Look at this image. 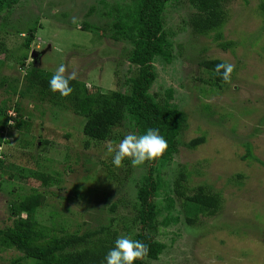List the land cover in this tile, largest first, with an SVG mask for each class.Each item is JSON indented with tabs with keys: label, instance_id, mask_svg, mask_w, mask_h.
<instances>
[{
	"label": "rangeland",
	"instance_id": "rangeland-1",
	"mask_svg": "<svg viewBox=\"0 0 264 264\" xmlns=\"http://www.w3.org/2000/svg\"><path fill=\"white\" fill-rule=\"evenodd\" d=\"M130 1L20 0L0 18V110L8 113L7 119L0 111L6 128L0 156L7 165L0 180V230L13 225L11 202L30 195L32 189L49 192L36 220L61 235H82L108 225L111 219L116 221L113 227L120 228L118 219L126 216V203L132 199L127 197L133 188L130 178L149 172L152 162L133 167L126 158L117 168L112 156L106 155V143L117 146L124 136L139 135L138 131L124 121L107 141H91L87 146L84 117L42 100L36 89L28 87L25 76L34 66L54 73L64 64L89 88L130 93V79L139 75V68L127 58L132 45L115 43L103 35L109 10L115 12L117 2L122 11L127 10ZM263 4L264 0H231L224 5L223 39H216L217 32L192 33L194 9L186 0L166 13L175 59L171 64L156 62L158 78L150 92L156 101H165L172 89L171 102L187 114L188 122L178 139L174 162L154 174L169 184L185 169L189 176L183 184L190 194L208 186L223 194V208L218 215L202 216L190 226L183 201L174 196V217L180 223L161 231L158 238L168 249L153 264H264V167L260 163L264 162ZM85 22L102 29L86 31ZM29 37L33 42L26 54ZM223 41L230 43L227 50L219 46ZM212 59L235 65L230 83L217 84L201 66ZM17 109L30 122L29 131L8 126L14 124L9 118ZM201 136L206 138L204 144L187 148V143ZM248 144L252 159L243 158ZM107 166L116 179L108 175ZM33 171L52 175L50 187L31 178ZM113 204L118 206L115 211ZM19 256L15 249H0V264Z\"/></svg>",
	"mask_w": 264,
	"mask_h": 264
},
{
	"label": "trees",
	"instance_id": "trees-1",
	"mask_svg": "<svg viewBox=\"0 0 264 264\" xmlns=\"http://www.w3.org/2000/svg\"><path fill=\"white\" fill-rule=\"evenodd\" d=\"M229 1L231 0H186L188 6L194 9L190 18L192 33L202 36L217 32L216 39H223V27L227 19L224 5ZM19 3L20 0H0V18ZM179 3L180 0H131L127 10L122 11L118 2L115 12L109 10L107 17L110 21L105 24L103 35L115 43L128 41L133 48L127 56L128 61L131 66L139 68L138 77L130 79L132 83L130 93L115 90L103 93L95 88H89L86 82L75 79L70 81L72 94L62 97L49 89L48 82L54 73L36 66L27 71L25 81L28 87L36 89L42 100L76 116L84 117L83 133L87 138V146L91 141H107L113 130L126 121L139 135L145 134L149 128L159 129L168 143V148L162 157L152 161L149 172H145L138 179L130 178L133 188L127 197L132 199L126 203L128 208L125 218L118 219L119 229L113 227L116 221L111 219L108 225H100L82 235L78 233L61 235L55 228L42 226L36 220V213L49 192L32 189L30 195L12 201L11 212L15 219L12 226L0 230V249H15L21 256L9 264H23L25 259L33 260L34 264H105L106 254L114 247L116 239L120 236H128L147 244L148 255L134 264H153L160 260L168 249V245L158 238L161 231L180 223V218L174 217L177 210L174 196L183 201L184 208L181 207L190 226L198 223L202 216L214 217L221 212L223 194L208 186L198 187L190 194V190L183 184L189 176L185 169H182L169 184L163 181L160 174L156 176L154 174L174 162L178 154V139L188 122L187 114L171 102L174 95L172 89L167 91L165 101H156L150 92L158 78L156 62L171 64L175 59L174 43L166 30L165 16L169 7L179 6ZM101 4L105 5L103 1ZM91 12H94L93 8ZM262 12L264 16V4ZM83 25L86 31L93 28L102 29L99 25L88 22ZM32 42L33 38L29 37L25 45L26 54L30 52ZM229 45L230 43L225 41L219 43L223 50H227ZM27 58L28 56L24 61ZM218 63L226 62L212 59L201 62V66L214 76L217 84H221L224 82L213 71ZM24 64L20 63L21 66ZM0 111L8 119L7 110ZM17 112L14 117L9 118L14 124L8 126L19 131H29L30 122L23 120V115L18 109ZM5 130L0 121V147L4 142L2 134ZM205 141V136H201L186 146L195 149ZM243 158H254L251 144H248V154ZM5 163L0 156V180L3 177V170L7 167ZM260 163L264 167V162ZM106 170L109 176L116 179L117 176L110 167L107 166ZM29 176L40 181L42 186L50 187L52 175L33 171L29 172ZM239 178L242 176L239 175ZM117 208L116 204L111 206L112 211ZM161 218L163 219L160 220Z\"/></svg>",
	"mask_w": 264,
	"mask_h": 264
},
{
	"label": "clouds",
	"instance_id": "clouds-1",
	"mask_svg": "<svg viewBox=\"0 0 264 264\" xmlns=\"http://www.w3.org/2000/svg\"><path fill=\"white\" fill-rule=\"evenodd\" d=\"M73 18V23H76ZM235 65L232 63H218L214 67V74L224 83H230ZM77 79L76 71L69 72L64 64L57 67L49 80V89L59 93L62 97L72 94L70 81ZM13 121V120H11ZM168 143L160 134L159 129L149 128L145 134L129 133L123 137L117 146L106 143V155L112 156V164L119 168L122 162L130 159L133 167L144 165L146 162L158 160L167 151ZM148 246L142 241L133 240L128 236L116 239L114 247L105 256V264H134L148 255Z\"/></svg>",
	"mask_w": 264,
	"mask_h": 264
},
{
	"label": "water",
	"instance_id": "water-1",
	"mask_svg": "<svg viewBox=\"0 0 264 264\" xmlns=\"http://www.w3.org/2000/svg\"><path fill=\"white\" fill-rule=\"evenodd\" d=\"M36 53H32V57H36V55H35Z\"/></svg>",
	"mask_w": 264,
	"mask_h": 264
},
{
	"label": "flooded vegetation",
	"instance_id": "flooded-vegetation-1",
	"mask_svg": "<svg viewBox=\"0 0 264 264\" xmlns=\"http://www.w3.org/2000/svg\"><path fill=\"white\" fill-rule=\"evenodd\" d=\"M38 59V58H37Z\"/></svg>",
	"mask_w": 264,
	"mask_h": 264
}]
</instances>
